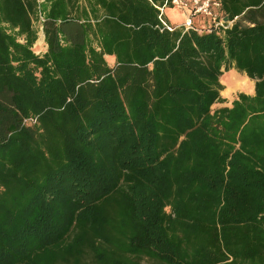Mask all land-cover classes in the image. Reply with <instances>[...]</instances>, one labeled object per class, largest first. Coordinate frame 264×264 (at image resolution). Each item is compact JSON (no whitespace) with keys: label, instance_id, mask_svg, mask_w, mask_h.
Wrapping results in <instances>:
<instances>
[{"label":"trees","instance_id":"1","mask_svg":"<svg viewBox=\"0 0 264 264\" xmlns=\"http://www.w3.org/2000/svg\"><path fill=\"white\" fill-rule=\"evenodd\" d=\"M163 2L0 0V264H264V0Z\"/></svg>","mask_w":264,"mask_h":264},{"label":"built area","instance_id":"2","mask_svg":"<svg viewBox=\"0 0 264 264\" xmlns=\"http://www.w3.org/2000/svg\"><path fill=\"white\" fill-rule=\"evenodd\" d=\"M37 4L36 19L33 22L37 33L42 31L44 15L40 10V6L44 0H35ZM222 0H164L161 5L156 7L159 10V19L162 28L172 31L176 28H181L183 31L194 29L197 32L205 31H224L229 27L233 20L225 19L221 10ZM166 6H171L180 11L185 12L183 20L178 24L168 23L163 18V10Z\"/></svg>","mask_w":264,"mask_h":264},{"label":"rangeland","instance_id":"3","mask_svg":"<svg viewBox=\"0 0 264 264\" xmlns=\"http://www.w3.org/2000/svg\"><path fill=\"white\" fill-rule=\"evenodd\" d=\"M165 8L166 15L169 16V19L171 21L177 22L183 20L184 13H182L179 9H176L171 6ZM42 34L43 33H41V31L37 33V39L34 42L35 45L33 44L32 46L34 51H36L38 49V45L42 43ZM107 61L110 65L113 64V60H110V58H107ZM220 78L221 81L223 80V89L220 91V94L224 100L222 102H215L211 107L212 110L221 106H229L233 97H236L237 93L239 92H253L254 81L249 79L247 76H245V74L237 71L234 68H230L227 71H223Z\"/></svg>","mask_w":264,"mask_h":264},{"label":"crops","instance_id":"4","mask_svg":"<svg viewBox=\"0 0 264 264\" xmlns=\"http://www.w3.org/2000/svg\"><path fill=\"white\" fill-rule=\"evenodd\" d=\"M166 7H168V6H166ZM166 8H164V10H163V14H164V16L166 17V19L170 22V23H172V24H178V23H180L181 21H177V22H173V21H171L170 19H169V16L168 15H166V10H165ZM182 13H184V16H185V12H183V11H181ZM39 38V37H38ZM35 45V44H34ZM36 46H37V44H36ZM45 49H46V44H45V42H44V36H43V34H42V43L41 44H39L38 45V49L35 51V53H39V54H41V53H43L44 51H45ZM105 58H106V60H107V58H110V60H113V62H114V57L113 56H110V55H105ZM242 73V72H241ZM244 74V73H243ZM246 76V75H245ZM220 77H221V75H220ZM219 77V80H220V82L223 84V80L221 81V78ZM254 81V80H253ZM254 93V83H253V92L252 93H247V94H253ZM233 98H235V97H233Z\"/></svg>","mask_w":264,"mask_h":264},{"label":"water","instance_id":"5","mask_svg":"<svg viewBox=\"0 0 264 264\" xmlns=\"http://www.w3.org/2000/svg\"><path fill=\"white\" fill-rule=\"evenodd\" d=\"M224 18L227 20L228 19V16H225Z\"/></svg>","mask_w":264,"mask_h":264},{"label":"bare ground","instance_id":"6","mask_svg":"<svg viewBox=\"0 0 264 264\" xmlns=\"http://www.w3.org/2000/svg\"><path fill=\"white\" fill-rule=\"evenodd\" d=\"M41 40V39H40ZM235 81V80H234Z\"/></svg>","mask_w":264,"mask_h":264}]
</instances>
